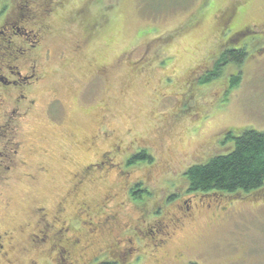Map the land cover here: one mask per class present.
I'll return each instance as SVG.
<instances>
[{"label": "rangeland", "instance_id": "1", "mask_svg": "<svg viewBox=\"0 0 264 264\" xmlns=\"http://www.w3.org/2000/svg\"><path fill=\"white\" fill-rule=\"evenodd\" d=\"M65 1L69 5L64 9L60 5L52 9L53 3L50 7L57 72L56 82L50 75L48 88H56L61 100V134L55 129L44 142L34 122V127H25L23 140L36 139L51 156L30 158L28 150L24 156L30 166L43 160L50 172L35 183L16 175L20 168L8 185L0 184V230L13 218L27 222L41 205L52 210L60 196L71 193L76 174L86 178L81 188L88 198L100 201L116 195L119 200L109 207L117 210L132 202L123 192L134 184L149 188L154 198L171 195L177 200L174 194L185 183L181 174L229 150H217L226 131L264 132V0ZM241 30L250 31L245 43L254 58L239 68L228 66L206 87L197 86L207 59L221 47L233 48L230 41ZM78 45H83L79 54H72ZM60 52L67 59L57 65ZM98 68L105 75L101 79L93 75ZM240 72V85L228 94L227 86L221 85ZM189 114L195 127L184 124L183 116ZM139 148L149 149L154 165L127 166ZM112 149L114 158L109 159L117 166L108 168L110 172L99 166L83 170ZM262 193L204 199L197 219L166 237L164 246L161 236L138 241L135 247L142 254L137 263L264 264ZM147 201L144 211L154 208L152 200ZM135 208L136 215L141 210ZM172 212L179 214L177 209ZM178 255L181 259L172 263Z\"/></svg>", "mask_w": 264, "mask_h": 264}, {"label": "flooded vegetation", "instance_id": "2", "mask_svg": "<svg viewBox=\"0 0 264 264\" xmlns=\"http://www.w3.org/2000/svg\"><path fill=\"white\" fill-rule=\"evenodd\" d=\"M52 3L54 10L58 5L61 9L69 5L64 0L57 3L55 0H0V184L3 185H8L20 168L22 171L16 175L21 173L35 183L50 172L49 164L43 160H36L30 166L24 156L26 150L27 156L34 159L51 153L40 148L34 138L23 140L22 134L26 126L34 127L32 122L44 134V142L55 129L60 133L58 105L61 100L57 98L56 88H48L50 75L55 78L57 72L52 44L54 26L50 22L54 16ZM75 15L71 13V17ZM82 46L78 45L71 53L78 55ZM56 55L57 65L67 59L62 52ZM93 75L95 79L105 76L102 68L96 69ZM113 152L112 149L102 153L83 170L99 166L104 172H110L108 168L117 166L109 159V155L114 158ZM106 160L109 161L107 168ZM27 167L33 169L29 171ZM118 169L120 174L124 172L122 167ZM76 177L71 193L60 196L52 210L41 205L33 210L35 214L27 222L14 218L5 222L7 226L0 230V264H21L24 259L26 264H138L142 254L135 247L138 241L142 239L144 243L148 237L161 236L159 241L164 246L181 226L197 219L203 211V200L207 199L204 194H188L180 189L174 194L177 200L171 195L158 199L147 187L140 189L143 198L136 199L132 197L134 184L129 192H123L126 197L130 195L132 202L117 210L115 206L109 207L111 201L119 200L116 195L102 196L100 201L88 198L81 188L86 178L77 174ZM260 195L264 199V194ZM171 198L174 201L170 202ZM148 199L154 208L144 211L149 207L145 204ZM104 206L108 208L103 209ZM135 207L141 210L136 215ZM207 208L210 211L212 205ZM174 209L178 210V216L173 214ZM0 226H3L1 221ZM180 257L176 256L172 263H178Z\"/></svg>", "mask_w": 264, "mask_h": 264}, {"label": "trees", "instance_id": "3", "mask_svg": "<svg viewBox=\"0 0 264 264\" xmlns=\"http://www.w3.org/2000/svg\"><path fill=\"white\" fill-rule=\"evenodd\" d=\"M230 19V18H229ZM228 22V21H226ZM226 24V23H225ZM224 24V25H225ZM250 31L241 30L234 34L233 48L221 47L218 54L210 58L215 59L213 67H210V61L207 59L206 69L201 74L197 86H207L217 81L228 66L240 67L248 60L254 58L250 53V47H247L245 37L249 36ZM242 35V36H241ZM240 39V40H238ZM262 41V40H261ZM239 42V43H238ZM238 43V44H237ZM236 44V45H235ZM249 46V45H248ZM212 66V65H211ZM205 72V73H204ZM100 81V80H99ZM221 87L227 86L228 94L237 88L241 83V72L233 74L229 79H225ZM96 83V82H95ZM94 83V84H95ZM229 95H227L228 97ZM183 116L184 124L188 127H195L191 122V115ZM186 119V120H185ZM160 127H162L160 125ZM162 130V128H161ZM199 134V131H198ZM220 141L221 146L217 150L229 149L221 154L212 155L206 163L192 165L185 171V183L180 184V190L183 192H195L206 195L207 199L219 198L223 194L236 196L237 194H256L264 191V132L255 129L231 130L226 131ZM210 145H216L212 142ZM135 156L128 159L126 164L131 167L139 162L154 165V157L148 152L147 148L137 150ZM185 184V185H184ZM182 185V186H181ZM132 197L142 199L143 194L140 189L141 184H135ZM264 194V193H262Z\"/></svg>", "mask_w": 264, "mask_h": 264}]
</instances>
